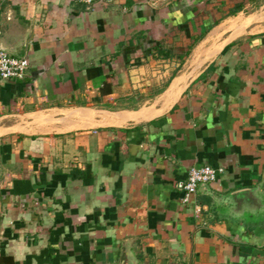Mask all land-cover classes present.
<instances>
[{
	"label": "crops",
	"instance_id": "obj_1",
	"mask_svg": "<svg viewBox=\"0 0 264 264\" xmlns=\"http://www.w3.org/2000/svg\"><path fill=\"white\" fill-rule=\"evenodd\" d=\"M0 50V264H264V0H0Z\"/></svg>",
	"mask_w": 264,
	"mask_h": 264
},
{
	"label": "built area",
	"instance_id": "obj_2",
	"mask_svg": "<svg viewBox=\"0 0 264 264\" xmlns=\"http://www.w3.org/2000/svg\"><path fill=\"white\" fill-rule=\"evenodd\" d=\"M85 4H94L106 0H77ZM30 68L29 59L27 57H16L6 50H0V78L2 80L22 81L26 78ZM264 142V133H263ZM223 169L214 168L209 165L192 166L189 168L188 177L183 185V202L189 203L191 198L197 193L198 188L202 184H209L217 180L219 173ZM199 208L196 213H199ZM117 264V263H111Z\"/></svg>",
	"mask_w": 264,
	"mask_h": 264
},
{
	"label": "trees",
	"instance_id": "obj_3",
	"mask_svg": "<svg viewBox=\"0 0 264 264\" xmlns=\"http://www.w3.org/2000/svg\"><path fill=\"white\" fill-rule=\"evenodd\" d=\"M240 8H241V6L233 8V10H231V14H235ZM218 22L219 21H215L212 25H215ZM211 26H209V28H207V30L210 29ZM181 29H183L188 36H191L190 29H189V26L187 23L182 24ZM205 32H202L200 35L194 37V41H193L192 45H194L197 41H199L205 35ZM192 45H191V47H192ZM152 48L153 49H152L151 53L154 54V56L156 58H172L174 55L173 48H167V47L163 46L161 43L156 44ZM188 54H189V51H186L184 54H181L179 65L174 70L173 74L169 78V81L175 76V74L178 72V70H180L182 68V65L184 63V58L187 57ZM111 91H112V88H111L110 83L106 82L104 85V88L102 90V94L108 95V94H110Z\"/></svg>",
	"mask_w": 264,
	"mask_h": 264
}]
</instances>
